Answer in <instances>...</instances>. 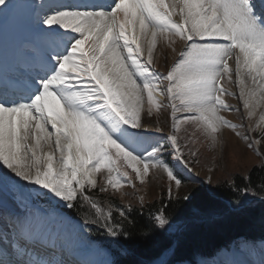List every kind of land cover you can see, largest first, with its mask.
I'll return each mask as SVG.
<instances>
[{
	"label": "snow or ice",
	"instance_id": "obj_1",
	"mask_svg": "<svg viewBox=\"0 0 264 264\" xmlns=\"http://www.w3.org/2000/svg\"><path fill=\"white\" fill-rule=\"evenodd\" d=\"M0 5V14L16 7L11 0H0ZM40 8L32 45L11 75L0 73V186L10 185L33 202L59 198L67 208H79L88 225L79 226L80 233L101 227L116 245L112 255L119 257L127 254L132 234L126 225L135 226L133 214L142 213L144 197H138L139 208L114 207L89 190L136 188L133 174L143 185L155 169L167 177L168 203L149 212L140 234L145 239L155 234L174 237L153 264H177L183 226L168 208L173 200L193 207L202 195L212 194L211 189L194 188L173 195V187L179 192L185 183H200L188 175L193 168L182 150L195 133L185 129L180 141V125L193 126L214 145L223 128L252 139L239 130L244 123L220 113L241 112L226 96L241 101L248 119L264 102V0H47ZM176 15L181 22L173 20ZM165 34L184 44L167 71L160 72L154 51L157 37ZM142 37L148 44L146 55ZM248 80L257 87L249 88ZM145 104L148 115L170 110V134L162 139L149 135L142 123ZM259 142L252 139L248 147L256 151ZM188 154L196 155L191 149ZM121 167H130L132 174L121 173ZM102 170L106 175L98 186L95 177ZM16 178L27 183L21 185ZM244 179V187L232 181L230 189L236 195L254 194L250 177ZM259 191L264 192V181ZM199 217L194 211L193 218ZM11 225L7 236L0 230V264H92L57 253L42 224L30 217L17 216Z\"/></svg>",
	"mask_w": 264,
	"mask_h": 264
},
{
	"label": "rangeland",
	"instance_id": "obj_2",
	"mask_svg": "<svg viewBox=\"0 0 264 264\" xmlns=\"http://www.w3.org/2000/svg\"><path fill=\"white\" fill-rule=\"evenodd\" d=\"M11 2L14 3L16 7L11 11L5 10L6 14H0V28L6 26L5 31L7 33L4 31L3 34L10 33L14 37H19V39H21V41H19L22 44L26 43L27 45H32L33 40L29 39V37L33 36L35 26L34 24L36 23L38 13L39 15H42L40 5L37 6L36 9L38 10V12L35 15L36 11L34 10V5L36 3V0H11ZM0 7H3V5H0ZM137 35H139V33H137ZM142 38L141 44L143 40ZM201 43H203V41H201ZM251 85H253V83L248 85L249 88ZM184 115L185 114L183 113H177V116L180 117H183ZM142 123L149 130V135H152V133H155L154 135H158V137H154L155 139H162L164 136L172 132L170 110L161 111V113H159L158 115L156 113L148 115L147 104H145V111L142 113ZM255 124V121L247 118L245 125L246 127H248V130L244 132L252 139L260 141L255 145L256 151L250 149L248 147V144H245L243 141L235 142L234 137L230 136L229 133L225 130L226 128H223L218 134L220 141L219 144L214 145L209 138L202 135L199 131H196L193 126L189 124L180 125V132L178 133V139L180 141L184 140L185 129L188 130V133L190 135L192 133H195V135L192 137L191 142L188 144V148L185 149L182 147V150L185 153V157L188 159L193 168V172L189 173L188 175L194 177L201 183L211 185L227 178L231 179L236 173L246 174L252 165L256 163H264V138H262L264 137V123H259V128H257V124ZM157 126L162 128V133L155 132V128ZM188 149L194 151L196 155H189ZM169 150L171 151V148H169L168 151ZM257 152H259V155L257 154ZM194 160H198L199 163H193ZM120 163L123 164V161H121ZM124 171H128L130 174H132V169L130 167H121L120 172L123 173ZM152 173L155 174H150L148 177H146L145 184L143 185H141L138 180H135V176L133 174V180L136 183V188L125 185L119 192H113L111 188H109V191L116 195L123 203L127 204L139 203V196L144 197V202L150 201L156 197H160L166 191L168 184L167 177L163 173H156L155 169L152 170ZM9 174L11 175L10 172ZM105 175L106 172L96 175L95 178L97 179L98 185H101L102 182L104 183L103 177ZM209 178H211V184L208 183ZM16 180L19 181V178H16ZM19 183L21 185H25L27 182L21 180L19 181ZM42 191L46 190L42 189ZM185 192H187L186 184L181 187L179 192H177L175 187H173L174 195H181ZM122 193H128V195H122ZM0 198L21 210L20 214L23 217L24 215H27L26 213H28V210L26 209L29 208L28 206H30L31 204V199L26 196H22L19 190L14 189L10 185L0 186ZM42 202L43 204L53 206V209L56 212H59V214L61 212L60 208H67L65 206V203L63 201H60L59 198L52 199L51 203H49L47 199L37 201L38 208L45 210V206H41ZM38 208L35 209L34 213L38 214L40 212ZM22 211H25V213L22 214ZM21 215L19 216L22 217ZM55 215H53L52 217L56 220L57 218ZM76 226L78 227V224H76ZM84 238L86 240H90L86 238L85 235ZM93 245L97 246L95 243H93ZM98 246L101 249L100 251H102L106 255L108 261L111 260V255L109 254L110 252L106 245ZM216 257H218V259H216ZM216 257L212 259L200 257L198 264H231L232 258L236 260L241 259L242 257H245V261L253 260V262H256V264H262V262H264V242H258L256 244V247L253 248L251 242L241 239L239 242L233 243L230 248L224 249ZM148 264H153V261H148Z\"/></svg>",
	"mask_w": 264,
	"mask_h": 264
},
{
	"label": "trees",
	"instance_id": "obj_3",
	"mask_svg": "<svg viewBox=\"0 0 264 264\" xmlns=\"http://www.w3.org/2000/svg\"><path fill=\"white\" fill-rule=\"evenodd\" d=\"M168 155V154H166ZM264 163L252 165L249 171L236 173L231 179H224L217 183L207 185L206 183H197L187 185V194L191 189H211V195H202L193 207L186 208L183 202L177 203L173 200L168 208L171 217L176 220L178 225L183 226L179 236V254L177 260L189 259L195 261L198 256H211L223 247H228L230 243L245 236L254 240H264V192L259 191V184L264 181ZM105 172L102 170L100 174ZM250 177V187L255 189L254 194L236 195L229 187L232 181L239 187H244L247 181L244 177ZM103 182L101 183V185ZM100 186V185H98ZM102 203L110 201L115 205H125L111 191L108 193H99L96 189L89 190ZM166 191L160 197L144 202L142 213H134L133 219L135 226L126 225L131 232V239L126 242L127 254L113 259H118L120 264H148V261H154L161 249L165 247L174 237L169 234H155L145 239L140 230L149 222V212L154 213L161 207L162 202L168 203ZM239 200L237 206L235 201ZM249 201V202H248ZM133 208H139L140 203L132 204ZM68 211L85 219L84 212L79 208H72ZM200 214L199 218H193V212ZM91 233L99 239L113 246V238L99 226H92ZM113 243V244H112Z\"/></svg>",
	"mask_w": 264,
	"mask_h": 264
},
{
	"label": "bare ground",
	"instance_id": "obj_4",
	"mask_svg": "<svg viewBox=\"0 0 264 264\" xmlns=\"http://www.w3.org/2000/svg\"><path fill=\"white\" fill-rule=\"evenodd\" d=\"M99 2H110V0H99ZM47 3V2H44ZM169 3H171V0H169ZM39 6V5H38ZM173 20L177 22H181V18L176 15L173 16ZM35 23V22H34ZM33 23V24H34ZM35 25V24H34ZM6 30V26H3L0 28V58L2 55L6 56V61L11 60L12 64L7 61V65L9 66L12 65L13 68H15V65L17 62H19L22 57L25 54V49L29 48L31 45H27L26 43L22 44L19 39V37H14L12 34H3L4 31ZM32 31V30H31ZM6 32V31H5ZM33 32V31H32ZM7 33V32H6ZM137 33H139V30L137 29ZM34 34V33H33ZM167 37V38H166ZM27 38V37H25ZM29 39L33 40V36L29 37ZM142 47L145 48V54H146V49H147V40L142 38ZM150 40V36L147 38ZM20 40V41H19ZM23 41V40H22ZM174 41V43H173ZM184 42L179 40L176 37L169 36V34H165V36H158L157 37V45L156 49L154 51V65L157 70L161 72H166L168 67L171 65L173 60L176 58L177 53L182 49ZM43 47V45H41ZM176 49V52L174 53L172 51V48ZM18 58V60L15 62V58ZM1 61V60H0ZM230 64L232 63L231 61L229 62ZM1 64V63H0ZM15 70V69H14ZM247 79V78H246ZM251 80H248V85L251 84ZM225 86L230 88L232 91H238V89L235 87V85H230L225 81ZM249 87V86H248ZM257 85H251L250 88H255ZM225 100L232 106L241 108V112H221L220 114L225 116L227 119L231 120L233 123H246L247 119V111L242 109V104L241 101L238 99H235L233 97H225ZM264 116V102L261 103V106L259 109L256 111V115L252 117L251 119L256 122V124H263L261 123V117ZM255 124V125H256ZM264 129V128H263ZM230 136L234 137L235 142L243 141L245 144H249L252 142V140H245L240 136L235 135V132L231 129L226 128L225 129ZM244 135H246V131L248 130V127L239 129ZM245 131V132H244ZM30 143H32V140H29ZM43 143V142H42ZM47 150V149H46ZM4 169H0V171H3ZM10 172V170H9ZM21 181V180H19ZM27 200V198H26ZM12 203V202H11ZM30 207V206H28ZM27 212V211H26ZM25 212L22 211V214ZM27 215L22 216L21 219H24L25 217H30L34 223H39L42 224V233L48 238L50 241H55V242H63L65 244H68L72 247H75L79 252L83 253L85 256H87L89 261H91L93 264H107L108 259L106 255L100 251V247L94 246L93 242L88 241L84 238V235H79V228L76 226L77 223L75 221L70 220V224L66 221L64 224H60V221L58 219H53V215L56 214V212L52 213H45L44 212H39L34 213L32 210H29ZM16 217V215L12 214L9 210L1 208L0 207V229L2 227H5V229L9 230L12 219L10 217ZM11 231V230H10ZM9 232V231H7ZM61 232V234H60ZM79 257H81L83 260H87L84 255L79 253ZM75 257V255L67 256L66 258H71ZM245 258V257H244ZM243 257L241 259H234L232 258L231 264H256V262H253V260H246ZM218 259V257H216ZM257 259V258H256ZM80 260V259H78ZM82 261V260H81ZM178 264H186L185 262H180ZM207 264V263H206ZM219 264V263H218Z\"/></svg>",
	"mask_w": 264,
	"mask_h": 264
},
{
	"label": "water",
	"instance_id": "obj_5",
	"mask_svg": "<svg viewBox=\"0 0 264 264\" xmlns=\"http://www.w3.org/2000/svg\"><path fill=\"white\" fill-rule=\"evenodd\" d=\"M0 206H5L7 208H9L11 211L13 212H17V210L8 202H6L5 200L0 198Z\"/></svg>",
	"mask_w": 264,
	"mask_h": 264
}]
</instances>
